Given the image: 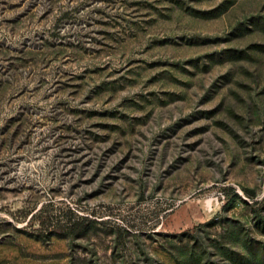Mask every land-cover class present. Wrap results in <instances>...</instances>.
<instances>
[{
    "label": "rangeland",
    "instance_id": "obj_1",
    "mask_svg": "<svg viewBox=\"0 0 264 264\" xmlns=\"http://www.w3.org/2000/svg\"><path fill=\"white\" fill-rule=\"evenodd\" d=\"M0 264H264V0H0Z\"/></svg>",
    "mask_w": 264,
    "mask_h": 264
},
{
    "label": "trees",
    "instance_id": "obj_2",
    "mask_svg": "<svg viewBox=\"0 0 264 264\" xmlns=\"http://www.w3.org/2000/svg\"><path fill=\"white\" fill-rule=\"evenodd\" d=\"M249 192L251 191L250 189L248 190ZM72 225L74 226V230H78V231H81V230H84L88 227L89 225V221H87L86 219L85 220H77L75 221L74 223H72Z\"/></svg>",
    "mask_w": 264,
    "mask_h": 264
}]
</instances>
